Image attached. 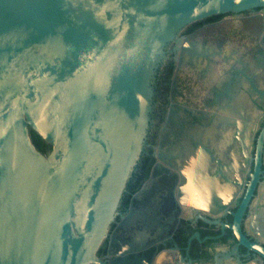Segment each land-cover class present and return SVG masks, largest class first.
<instances>
[{"label": "water", "instance_id": "obj_1", "mask_svg": "<svg viewBox=\"0 0 264 264\" xmlns=\"http://www.w3.org/2000/svg\"><path fill=\"white\" fill-rule=\"evenodd\" d=\"M258 6L264 0H0V264H100L166 44L192 21ZM263 134L229 229L264 263V246L240 226Z\"/></svg>", "mask_w": 264, "mask_h": 264}, {"label": "flooded vegetation", "instance_id": "obj_2", "mask_svg": "<svg viewBox=\"0 0 264 264\" xmlns=\"http://www.w3.org/2000/svg\"><path fill=\"white\" fill-rule=\"evenodd\" d=\"M164 56L150 80L144 141L96 256L100 264H264L229 229L264 128V6L192 21ZM260 144L240 226L264 246V134Z\"/></svg>", "mask_w": 264, "mask_h": 264}, {"label": "trees", "instance_id": "obj_3", "mask_svg": "<svg viewBox=\"0 0 264 264\" xmlns=\"http://www.w3.org/2000/svg\"><path fill=\"white\" fill-rule=\"evenodd\" d=\"M30 137H31V140H32L34 146L40 152L46 153L50 149V146L46 142H44L40 138V136L37 133H35L33 130H30Z\"/></svg>", "mask_w": 264, "mask_h": 264}, {"label": "bare ground", "instance_id": "obj_4", "mask_svg": "<svg viewBox=\"0 0 264 264\" xmlns=\"http://www.w3.org/2000/svg\"><path fill=\"white\" fill-rule=\"evenodd\" d=\"M237 62H238V61H237ZM214 75H215V74H214ZM263 214H264V212H263ZM261 215H262V214H261ZM261 218H262V217H261ZM262 220H263V219H261V222H262ZM263 221H264V220H263ZM259 222H260V221H259ZM254 224H255V223H254ZM256 224H257V222H256ZM259 224H260V223H259ZM256 227H259V226H256Z\"/></svg>", "mask_w": 264, "mask_h": 264}]
</instances>
